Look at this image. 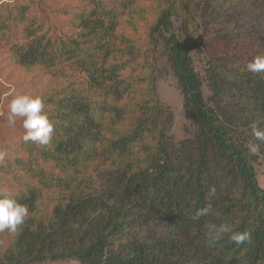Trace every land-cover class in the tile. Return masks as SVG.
Instances as JSON below:
<instances>
[{
  "label": "trees",
  "instance_id": "obj_1",
  "mask_svg": "<svg viewBox=\"0 0 264 264\" xmlns=\"http://www.w3.org/2000/svg\"><path fill=\"white\" fill-rule=\"evenodd\" d=\"M61 1L12 0L20 16L0 5V19L10 20L7 34L15 33L16 21L25 41L14 36L10 55L2 53L3 67L30 73L36 92L29 95L43 100L54 126L48 145L25 143L18 118L14 129L21 138L0 162V194L29 209L17 232L0 233V264L263 263L264 189L255 166L264 165V144L255 155L247 145L259 143L252 126L264 128V73L243 69L264 55V31L258 44L248 43L259 32L250 18L251 36L230 54H242L245 64L228 68L210 58L202 75L185 41L197 29L189 0H67L64 10ZM256 3L264 18V0ZM26 7L36 12V39L27 37L30 18L21 19ZM46 13L48 26L41 29L37 16ZM175 15L184 19L177 30ZM160 48L194 129L178 144L168 135L172 114L156 91ZM48 70L88 85L56 98L55 91L42 92L49 79L34 78ZM231 72L238 80L224 76ZM145 136L154 144L132 151ZM92 173L103 174L98 191ZM209 202L213 212L193 221L195 210ZM221 222L251 233L250 242L237 247L225 236L205 244V224Z\"/></svg>",
  "mask_w": 264,
  "mask_h": 264
},
{
  "label": "rangeland",
  "instance_id": "obj_2",
  "mask_svg": "<svg viewBox=\"0 0 264 264\" xmlns=\"http://www.w3.org/2000/svg\"><path fill=\"white\" fill-rule=\"evenodd\" d=\"M256 1L257 0L188 1L190 6L188 17L194 21L197 29L195 32H189L188 36L191 37L189 39L185 38V41L189 43L188 47L190 49V56L193 60L196 71L204 75L203 73L206 62L210 58L212 59L214 57H217L220 61H222L220 62L221 65L223 63V65L228 68L238 67V63L245 64V60H243L245 56H242V54H236L235 57H232L230 54L235 52L237 53L235 50L237 43L244 46L242 39L251 36V34H247L249 30L253 31V26H251L253 24L249 21L250 18L255 20L254 26L258 28V30H255L259 32H257L258 34H252L254 37L251 40L246 41L248 43L251 42V44H258L257 36L264 31V18L260 17V14L263 13V8L260 7ZM1 4H5L6 7L10 6L9 9L14 12V9L11 8L13 5L12 0H0V5ZM60 4L61 6L59 7L61 10H64V7L68 5V2L67 0H62ZM254 5H256V7L252 8ZM25 10L27 11L21 14V19L24 22L27 18H30V21L28 22L30 27L28 31L26 30L27 37L28 39H32V37L36 39V12L27 7ZM258 12L260 13L258 14ZM19 13L20 12H14V14L20 16ZM48 16H50V14L47 13L37 16L39 17V25L41 29L48 26ZM183 20L184 19L179 15H175L173 17L175 30L180 28ZM11 22L12 26L16 28V30L15 33L8 35L7 32L10 20H5V18L0 19V25L2 24L0 26V67H2V69H4L3 66L7 67V64L3 62L2 53H9L10 55L14 36H19L22 44L25 42L23 37L24 31L22 30L23 26L16 21L11 20ZM24 27L26 28L27 26ZM225 29L231 31L230 35L223 33ZM31 34L33 35L32 37ZM198 39H201L202 45L197 42ZM241 49L243 51V47L240 48V50ZM157 57L156 67L157 69L159 68V74L156 76V91L158 100L160 103L167 106L172 114L173 122L168 135L175 144H178L188 138H192L194 129L190 122L186 119L183 108V97L177 86L176 79L171 72L169 62L163 52V49L160 48L157 51ZM1 71L3 75L0 74V151H6V157H11L13 152V149L11 148L12 144L15 141H19L21 135L17 132V129L15 130L14 127H10L7 123L8 104L17 95L36 92V85L31 84L29 86V82L27 81L29 78H27L26 75L30 73L27 74L24 71L21 72V70L11 72L7 69ZM124 73L128 76L129 70L127 72L124 71ZM224 76L232 82L238 80L237 76L232 72L224 73ZM34 78L35 81L39 82L40 79H49L48 83L50 85L44 84L46 88L42 92L50 93L55 91L57 96L56 98L62 96L60 92L63 90L66 92H74L88 85L86 80H84L85 78L74 77L71 76V74H57V71L53 70L46 72V74L37 73ZM39 95H41V92ZM203 96L207 102H210L211 95L210 92L206 91L205 87L203 88ZM97 101L98 103L100 102L99 99H97ZM152 144H154L153 138L151 136H145L142 141H137L136 144L133 145L132 151L137 152L140 149L139 153H141L143 146L147 145L150 147ZM52 170H54V167ZM255 172L257 175L258 185L260 188L264 189V165L261 163L257 164L255 166ZM91 175L90 180L93 181V187L97 191L102 189L105 185L102 177L103 174L92 173ZM260 264H264V262Z\"/></svg>",
  "mask_w": 264,
  "mask_h": 264
},
{
  "label": "clouds",
  "instance_id": "obj_3",
  "mask_svg": "<svg viewBox=\"0 0 264 264\" xmlns=\"http://www.w3.org/2000/svg\"><path fill=\"white\" fill-rule=\"evenodd\" d=\"M244 71L258 74L264 73V55H257L251 62H247ZM45 104L39 96L22 94L15 96L8 104L7 123L10 127L16 126L17 118L21 119V126L24 129L22 140L25 143L31 142L38 145H48L52 139L54 126L44 111ZM251 135L254 141L247 145L251 154L259 152L260 144H264V128L253 125ZM7 153L0 151V162H3ZM216 188L209 189V196H215ZM213 212L211 202L206 206L195 210L191 216L193 221L208 216ZM29 215V209L12 198L8 193L0 194V233L7 230L9 233L17 232L18 228L25 223ZM205 244L212 246L227 236L230 243L237 247L244 245L251 240V233L248 231H236L229 222L205 224Z\"/></svg>",
  "mask_w": 264,
  "mask_h": 264
}]
</instances>
